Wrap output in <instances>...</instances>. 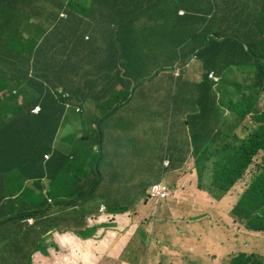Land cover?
<instances>
[{"label":"trees","instance_id":"16d2710c","mask_svg":"<svg viewBox=\"0 0 264 264\" xmlns=\"http://www.w3.org/2000/svg\"><path fill=\"white\" fill-rule=\"evenodd\" d=\"M247 2L263 3L264 6V0ZM220 3L227 7L231 0H204L203 5L214 7ZM200 4V0H0V152L4 149L12 151L9 158L3 155L0 158L1 211L14 210L18 205V200L11 198L18 192L13 179L17 167L8 168L4 161L9 159L10 164L17 166L16 161L30 154L33 164H36L51 150L57 133L66 122L75 126L86 121L92 126L94 121H98L93 110L100 106V97L113 90L119 81L126 79L128 83L132 82L125 75L139 72V66L149 57L162 54V59L170 58L162 68L166 69L184 59L181 54L186 45H192V52L200 53L214 43H235L243 55L241 60H245L246 65L257 66L259 78L264 81V11L259 14L262 19L258 23H249L244 29L246 32L241 34L231 31L233 27L240 26L238 23L231 25V19L226 20V32L214 30L212 19H217L218 13L201 14ZM180 11L185 15L180 16ZM204 34H214L216 38ZM155 38L160 42L155 43L156 48L151 47L147 51L146 42ZM119 39L132 43L121 49ZM197 39L203 40L199 43ZM199 46L202 49H198ZM130 53L136 59L140 54L139 66L137 61L132 65L127 62ZM212 59L215 58H208L207 63H212ZM235 60L238 59L232 61ZM211 69L210 66L207 71ZM59 87L68 91L70 97H63L58 92ZM13 88L18 93H13ZM37 105L41 110L33 113ZM77 106L82 107L81 113L76 111ZM254 107V104L247 106L249 110ZM259 118L264 122V113ZM217 129H213V134ZM263 135L264 131L254 134L238 151L214 154L216 170L220 171L223 179L242 177L256 150L264 147ZM206 139L208 142L204 140L198 155L210 160L208 147L212 138L208 136ZM98 144L100 149H105V140L98 138ZM22 146L25 149L20 151ZM84 148L81 146L79 151ZM103 157L100 150L95 153L94 169L97 173ZM47 164H52V161ZM36 167L33 166V172ZM259 177L264 184V172ZM91 181V196L87 197V202L93 205L92 212H96L102 203L107 204L109 211L121 210L126 206L119 205L130 201H120L119 195L116 196L110 187V190H105L106 186H103L100 191L98 175ZM217 196L222 198L220 194ZM115 202L119 205L115 206ZM37 213L30 211L21 215L35 216ZM232 214L246 217L247 227L264 230V196H256L247 202L244 197L235 205ZM83 221L80 220L78 226ZM32 231L30 239L35 241L40 232ZM247 263L248 258L243 255L235 264Z\"/></svg>","mask_w":264,"mask_h":264},{"label":"clouds","instance_id":"9594fccd","mask_svg":"<svg viewBox=\"0 0 264 264\" xmlns=\"http://www.w3.org/2000/svg\"><path fill=\"white\" fill-rule=\"evenodd\" d=\"M179 15L184 16V11H180ZM62 16L64 17L65 15ZM25 35L27 36V34ZM209 37L216 38L214 34H210ZM86 39L88 40L89 38L87 37ZM148 50L147 48V51ZM156 56L162 57V54ZM233 59L238 60L232 61V67H242L247 74H250L252 78L251 88H255L256 92H259V96L260 93H264V81L259 78L260 71L258 67L252 66V64L246 65L245 60H241L242 57L232 58V60ZM183 61H186V58L183 60L180 59L177 63L172 65L173 69H171V67L166 69H176L178 72V69H181L180 67L184 63ZM177 72L175 73L176 77H179L180 73ZM208 76L212 78L216 84L220 80V77L217 76L213 70L208 72ZM151 80L153 79H150V81ZM257 85L259 87H257ZM131 88L132 82L128 83L125 79L119 81L110 92L113 94H120L126 90L130 91ZM12 91L13 93H18L16 88H13ZM58 92L61 93L63 97H70L71 95L62 87H59ZM211 92H214L211 96L204 97L201 93L199 95L200 102L212 103L208 108L198 106V111L193 116L188 114V121L192 125V127L188 129L190 133V143L188 146L190 147V151H184L185 144L184 141H182V133L178 136H174V144L172 146L168 145L164 148L163 141L166 138V134L164 131H161L159 135L160 142L153 144L151 149V151L155 153L150 151L149 157L151 161L147 168L141 173L139 172V167L143 164V161L140 160V164L138 162L139 166L134 172L133 178H129V182L127 181L124 186L120 187L121 190L118 192L119 200L130 199V201L122 202L119 205V207L126 206L124 209L109 211L107 209V204L102 203L96 212H92L93 205L87 202V197L91 196L90 192L92 187L90 186L93 182L91 179L95 180L97 175L100 180L98 186L100 187V191L103 186H106L105 190H110V188H112L116 194V184L106 185L103 182L101 170L103 158L98 165L100 172L97 173L94 169L96 165L94 159L95 153L100 150L101 156H104V149H100L98 144V138H102V133H96L95 136L92 137V144L94 147H91V141H84L79 147L77 146V149H73V147L62 149L57 146L56 142L58 132L56 139L51 145V150L46 152L38 163L33 164V159L30 154L22 156L19 161H16L17 166L12 165V167H17L14 170L13 179L17 184L18 192L11 198L17 199L18 205H16L15 209L12 211L13 214H0V239H3L6 235L9 240H18L21 233H24V237L31 240L32 230L39 231L40 235L33 241L35 243L33 249L25 253L15 249L12 252L13 257L16 259L17 256L25 255L27 257L25 261L31 264L35 251L43 248H39L43 234L55 229L62 233L73 232V234L82 238L93 237L95 238V244L98 242L97 245L102 242L106 244L107 248L105 250H93L88 248L87 252V250L81 249L77 253V261L81 256L86 258L93 257L99 253V250L107 252L113 245H119L116 250V252H118L123 248L125 241L128 243L127 238L129 234L135 235L136 239H138V236L141 234L142 239H139L144 243L141 250L142 257L135 258L131 256V258H125L124 256L128 257L131 253H135L129 248L127 253H123L122 251L120 254L123 263L180 264L178 261L183 260L186 261L187 264H203L204 258L207 255L213 258V260L208 261L207 264H235L241 256L246 255L248 258L247 264H264V254L262 253V251H264V246L253 249V246L249 244L244 234L241 236L239 232L232 230V223H228L224 230L221 225V220L225 218L226 215L234 216L232 214L233 208L235 205H238L244 197L247 202L255 199L256 196L257 198L264 196V188L256 190L255 192L251 190L263 184L259 175L264 172V147L261 146L256 150L251 164L242 177L236 180L223 179L220 171L216 170V163L213 160L214 154L228 153L232 152V150L238 151L249 142L254 134L264 131V122L259 118V115L263 114L264 110H260L258 106L249 110L247 106H245L244 112L252 115L253 122L248 124L247 133L242 137V142L239 145L232 146V143L226 144L221 141L214 144L216 136L220 133L224 125V115L221 119H216L214 117L213 110L217 102L214 101L213 98L216 97L218 100V97L214 90ZM173 98L174 94L172 93L171 99L173 100ZM102 99L103 96L100 97V101ZM128 99L129 97L127 100ZM127 100L115 101L110 109H107V113H105L101 123L119 107L131 102V100ZM225 102L226 97L222 96L220 100L222 109H224L222 106L233 107L232 102L228 104H225ZM37 107L39 110L36 112L35 108ZM40 110L41 107L37 105L33 108L32 112L39 113ZM82 110V107H76L77 112L81 113ZM141 113V106L138 105L135 110L137 118L135 119V123L138 127L140 126L138 114L140 115ZM144 116L146 119V111ZM209 119L215 120L213 126H211L212 121H209ZM194 122H200L207 126L206 131H198V129L194 127ZM97 123L99 127V121H94L92 126L88 124L89 131L91 128L94 130ZM145 124H147V120H145ZM173 124L175 127V123L170 120L169 129L173 128ZM70 126L77 128L81 138H88V134L81 133L79 124H75L74 126L72 123ZM124 127H126V125ZM217 127L216 133L213 134V129ZM147 135L148 131L141 136L140 141H143ZM195 135L196 137H193ZM226 135L230 137L232 133L227 132ZM168 136L169 132L167 138ZM208 136L212 138L208 147L210 160H206L203 155H198L200 154L199 148L204 140L206 143L208 142L206 139ZM263 138L264 135L261 139ZM68 141L69 137L64 134L62 142L67 145ZM139 143L137 146L139 150H141ZM95 144L97 145L95 146ZM81 146L85 147L83 151H79ZM93 148L95 153L93 152ZM157 157L161 163L158 172L152 165ZM193 157L195 160H192ZM25 159L26 161H24ZM138 159H140L139 152ZM50 160L52 164H47ZM32 164L33 166L37 165L35 172L32 171ZM19 166L27 167L28 170L32 171V174L27 175L25 172L22 178L17 177ZM85 169L88 171L83 172ZM55 176L56 180H54ZM46 177H48V183L44 182ZM145 177L147 180L141 184V179ZM188 179L194 181V187L199 191L196 192V194L203 199V203L186 200V197L181 195L182 191H188ZM82 180H84L85 183L79 186V181ZM69 182L75 183L74 186L80 190V192H76L74 188L71 195L68 196L65 194ZM135 182L138 183L135 184ZM51 194H53L54 198H52ZM217 194H220L222 198L217 196ZM185 201L188 202L186 207L180 208L178 203H183ZM215 203H217L216 206ZM20 205L31 206V209L21 210L19 208ZM94 205L96 207V204ZM212 205L215 206L214 209ZM144 206L148 207L149 212L146 218H144V223L137 224V217L140 211H142L143 215L145 214ZM216 207L217 211H215ZM30 211H38V213L35 216L21 215ZM193 212H196V214ZM83 217L85 218L84 221ZM15 218H19V220ZM80 220H82L83 223L81 226H78ZM94 220H98V222ZM179 220L184 221L185 226H181L178 222ZM202 222L204 223V230L201 234L197 235L194 228L202 224ZM73 226H76V228ZM141 226L142 229L139 230ZM31 227H36V229H31ZM21 228L25 231L21 232ZM245 228L247 231L245 232L246 234L249 233V235L261 237L264 240V230H253V228L247 227V223L245 224ZM8 229H10V234H5V230ZM221 230H223V236H220ZM107 231L114 232V236L120 239V241L114 242L107 235ZM197 231L199 232L200 228ZM133 243L135 242H131L130 244ZM237 243H239V245ZM232 247H236L237 251L232 253ZM188 248L191 249L192 252ZM89 264H91V262H89Z\"/></svg>","mask_w":264,"mask_h":264},{"label":"crops","instance_id":"0c3cea01","mask_svg":"<svg viewBox=\"0 0 264 264\" xmlns=\"http://www.w3.org/2000/svg\"><path fill=\"white\" fill-rule=\"evenodd\" d=\"M200 1L201 7L199 8V11L201 14L204 12L209 14L213 13V15L218 13L219 17L217 19H212L214 21V30L223 32L227 31L226 20L231 19V25L236 23L240 25L239 28L233 27L231 31L244 34L246 32L244 29L247 28L249 23H258V21L262 19L259 14L264 11L263 3L256 4V2H247V0H231V5L227 7L223 6L225 4L221 3L218 5L214 4V7H212L211 4L203 5L204 0ZM259 6L262 7L259 9ZM253 8L255 9L254 12ZM199 17L202 18L201 16ZM209 19H211V16ZM204 35L208 37L210 36L207 34ZM256 39L257 38H255V40ZM201 40L203 39H197L199 43ZM159 42L160 41L155 38L150 42H146V45L149 49L154 47L155 43ZM131 43L132 41L119 39V46L121 49L129 47ZM184 47L181 58H186V61H183L184 63L180 67L181 69H178V72L176 69H165L161 77H159L160 74H157L156 77L151 80V83H155L153 85L157 86L158 93L169 90L171 97L172 93L174 94L173 100L178 97L179 113L174 118V121L172 120L175 123V136L182 133V141H184L185 144L184 151L189 152L190 147L188 146L190 143V133L188 129H190L192 125L188 121V114L193 116L198 111V106L208 108L212 103L200 102L199 95L201 93L204 97L211 96L214 93L211 91L214 90L218 97V100L216 97L213 98V100L217 102L213 110L214 117L216 119H221L224 115V125L220 133L216 136L214 144L221 141L226 144L232 143V146L239 145L242 142V137L247 133L249 127L248 124L253 122L252 115L244 112L245 106L254 104L255 106H258L260 110H264V93H260L259 96V92L255 91L251 94L252 78L250 74H247L242 67L238 66L232 67L231 74H228L229 72H227L220 63V58H238L243 57V55H241L237 46H235V43H214L209 49L203 52L201 51L200 53H198V51L192 52V45H186ZM198 49H202V46H199ZM210 52L211 54H209ZM130 56L131 57L127 58V62L132 65L137 61L136 64L139 66L140 54H138V59H136L133 53H130ZM208 58L215 59H212V63L208 64ZM163 60L170 62V58H164ZM210 66L212 67L211 70L220 77L217 84L212 78L207 76V70ZM237 67L243 69L245 72L236 70ZM176 72L180 73L179 77H176ZM177 84H180L178 90ZM257 87L259 86L257 85ZM222 96L226 97L225 104L232 102V108L226 106H222L226 110L221 108L220 100ZM136 106L137 105H132L131 102L127 103L119 107L102 121V123H105L104 134L102 133V139L105 140L104 157L101 164L103 182L106 185H113V183L116 184V195H118V192L121 190L120 187L124 186L129 178H133L134 172L138 169L140 164V159H138L139 147L137 146L140 142V130L135 123V119H137L135 115ZM159 106L160 100L157 99L155 109H158ZM145 120H147V117ZM209 121H212L211 126L215 124V120L209 119ZM125 125L126 127H124ZM194 127L200 132H205L207 128V126L200 122H194ZM227 132L232 133V135L227 137ZM193 137H196V135ZM24 149L25 146H22L20 151H23ZM9 150L10 149H4L0 152V158H2V155L4 158H9L12 153V151ZM24 161H26V159ZM4 165L8 168L12 167V162L10 164L9 159H7L4 161ZM152 165L158 172L159 167L161 166L158 157L153 161ZM18 168L19 171L17 177L22 178L25 172L27 175L32 174V171L28 170L27 167L19 166ZM47 179L48 177H46L44 182L48 183L49 181ZM84 183V180H82L79 181L78 185L80 186ZM137 183L138 182H135V184ZM74 185L75 183L69 182L65 194L68 196L71 195L74 188L76 192H80V190ZM19 208L21 210H27L31 209V206L20 205ZM12 211V209H8V211L0 210V214L11 215L13 214ZM20 230L21 232L25 231L22 228ZM4 233L10 234V229L5 230ZM23 234L24 233H21L18 240H9L6 235L3 239H0V264H28V262L25 261V258H27L25 255L17 256L15 259L12 254L15 249H18L19 252L25 253L34 248L35 243L26 239ZM94 241L95 238L93 237L82 238L73 234V232L62 233L52 229L43 234L39 247L43 248L35 251L31 264H89L86 257L81 256L77 261L78 251L84 249L88 252V248L93 250H105L107 248L104 242L95 245ZM118 247L119 245H113L109 249L110 252L108 250L107 252L109 254H112L113 252L115 253ZM63 248H67V256H61Z\"/></svg>","mask_w":264,"mask_h":264},{"label":"rangeland","instance_id":"374dc122","mask_svg":"<svg viewBox=\"0 0 264 264\" xmlns=\"http://www.w3.org/2000/svg\"><path fill=\"white\" fill-rule=\"evenodd\" d=\"M166 61L167 60H163L161 57L155 56V57H149L147 58L146 62L142 63L139 67H140V71L139 72H132L131 76H127L125 75V77L129 80L132 81V88L130 89V91L126 90L123 93L120 94H113L109 91L105 92L103 95V99L100 101L99 105L96 110L94 108V113L96 115H98L97 119L99 121V127H98V123L97 125L93 128H91V130L89 131L88 128V122L86 121H82L79 124V128L81 130L82 134H88V138H81L80 134L77 131L76 127H71L69 122L65 123V127H63L59 133H58V137L56 139L57 142V146L65 149V148H71L73 147V149H77V146L81 143H84V141H91V147L93 146V139L92 137L95 136L96 133L100 134L103 133L104 134V124L105 123H101L102 118L105 116V113H107V109H110V107L113 105V103L117 100L119 101H125L127 100V98L129 97L128 100H131V104L132 105H140L141 109H142V113L139 115V120H140V126L138 127V129L140 130V138L141 136L148 131V135L145 136V139L143 141H140L139 146H141V150H139L140 152V160L143 161V164L140 165L139 167V172L141 173L143 170H145L148 166V164L150 163V151L153 147V144L159 143L160 142V132L164 131L166 134V138L163 141V147L165 148L168 145H173L174 144V136H175V129H174V124H173V128L169 129V121L173 120L174 118L177 116V114L179 113V101H178V97L175 100L171 99L170 96V92L168 91H163L161 93L157 92V86L153 85L155 83H151L150 79H154L156 77V74L159 73V77L162 76V74L164 73L162 70V68L165 67L166 65ZM221 65H223V68H225L227 70V72H229L228 74H231V70H232V58H228V59H221L220 60ZM169 67H171V69H173V66L170 65ZM236 70H240L245 72L243 69L241 68H236ZM138 79V80H135ZM138 81V82H137ZM178 86H180V84H177V90H178ZM256 91L255 88H251V94H253ZM2 93V92H1ZM0 93V94H1ZM159 99L160 100V106L158 109H155V104H156V100ZM127 100V101H128ZM136 106V107H137ZM91 109V108H90ZM86 110L89 112V108ZM145 111L147 112V124H145V116L144 113ZM112 118V117H111ZM103 130V132H102ZM169 132V136L167 138V134ZM91 133V135H90ZM64 134H66L69 137V141L68 144L65 145L62 141H63V136ZM97 144H95L96 146ZM55 148H56V144H55ZM93 152L95 153V150L93 148ZM153 152V151H151ZM155 153V152H153ZM192 160H195V158L193 157ZM88 170L85 169L83 170V172H87ZM147 180V178H142L141 179V184L144 183ZM187 187H188V191H182L181 195L186 197V200H191V201H195V202H201L203 203V199L196 194L197 189L194 187V181H191L190 179H188L187 181ZM249 187V184H248ZM264 188V184H262L260 187H257L255 189H251L252 192L256 191V190H261ZM52 198H54L53 194H51ZM190 202V201H189ZM188 202L185 201L183 203H178V206L180 208H185L186 204ZM119 202H115V206H118ZM217 205V203H215V206ZM115 206H112L113 209H116ZM214 205H212L213 209L215 207ZM233 206V205H232ZM145 209V214L143 215L142 211H140L139 216L137 217V224H143L144 223V218H146L147 213L149 212L148 207L144 206ZM215 211H217V207L215 208ZM194 214H196V212H193ZM103 219V218H102ZM99 220V219H98ZM98 220H94L96 222H98ZM93 222V220H92ZM179 224L181 226H185L184 225V221L179 220L178 221ZM231 224L232 223V230L233 231H237L241 234V236L244 234L247 237V240L249 242L250 245L253 246V249H255L256 247H261L264 246V240L261 237H256L254 235H249V233H245L246 228H245V224L247 223V218L246 217H236L232 215H226L225 218H223L221 220V225L224 228H226L227 224ZM202 225V226H201ZM200 228V231L198 232L197 230ZM142 229V226L139 228V230ZM196 231V234L199 235L203 232L204 230V223L202 222V224L197 225L196 228H194ZM223 230L220 231V236H223ZM107 235L114 241H120V239L116 238L114 236V232L111 231H107ZM142 235L140 234V236H138L139 238L142 239L141 237ZM138 238V239H139ZM136 239L135 235L129 234L128 238H127V242L125 241L123 248H121L118 252L116 253H112L109 254L106 251L103 250H99V253H97L96 255H94L93 257L87 258V260L89 262H91V264H126L125 262L123 263V261H121L120 258V254L122 253H127L128 249L130 248L133 252L135 253H131L130 256H124L125 258H131V256L137 258V257H142V246L144 245V243H142V241L139 239ZM131 242H135L133 244H130ZM147 242V241H146ZM94 243H96L94 241ZM98 244V242H97ZM95 244V245H97ZM239 245V243H237ZM189 249V248H188ZM191 250V249H189ZM237 248L236 247H232V253L236 252ZM262 251V249H261ZM192 252V250H191ZM262 253L264 254V251H262ZM187 254V253H184ZM191 254V253H190ZM67 255V249L63 248V251L61 252V256H66ZM217 256V255H216ZM264 257V256H263ZM114 259V260H113ZM213 258L208 257L207 255L204 258V263L203 264H207L208 261H212ZM180 264H187L186 261L183 260H179L178 261Z\"/></svg>","mask_w":264,"mask_h":264},{"label":"built area","instance_id":"2783aa9c","mask_svg":"<svg viewBox=\"0 0 264 264\" xmlns=\"http://www.w3.org/2000/svg\"><path fill=\"white\" fill-rule=\"evenodd\" d=\"M39 110V108L37 107V108H35V111L37 112Z\"/></svg>","mask_w":264,"mask_h":264}]
</instances>
